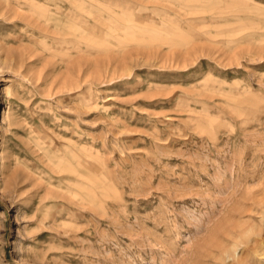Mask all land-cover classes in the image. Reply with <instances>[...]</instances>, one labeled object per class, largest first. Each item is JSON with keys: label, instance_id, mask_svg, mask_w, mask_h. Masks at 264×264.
I'll list each match as a JSON object with an SVG mask.
<instances>
[{"label": "rangeland", "instance_id": "rangeland-1", "mask_svg": "<svg viewBox=\"0 0 264 264\" xmlns=\"http://www.w3.org/2000/svg\"><path fill=\"white\" fill-rule=\"evenodd\" d=\"M0 264H264V0H0Z\"/></svg>", "mask_w": 264, "mask_h": 264}, {"label": "bare ground", "instance_id": "bare-ground-1", "mask_svg": "<svg viewBox=\"0 0 264 264\" xmlns=\"http://www.w3.org/2000/svg\"><path fill=\"white\" fill-rule=\"evenodd\" d=\"M76 37V36H75ZM6 117H7V115H6Z\"/></svg>", "mask_w": 264, "mask_h": 264}]
</instances>
